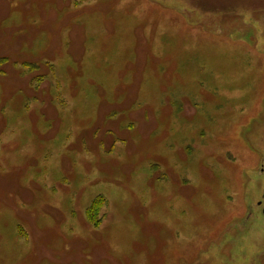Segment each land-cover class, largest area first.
Returning <instances> with one entry per match:
<instances>
[{
	"label": "rangeland",
	"instance_id": "rangeland-1",
	"mask_svg": "<svg viewBox=\"0 0 264 264\" xmlns=\"http://www.w3.org/2000/svg\"><path fill=\"white\" fill-rule=\"evenodd\" d=\"M0 57V264H264V0H0Z\"/></svg>",
	"mask_w": 264,
	"mask_h": 264
},
{
	"label": "flooded vegetation",
	"instance_id": "flooded-vegetation-1",
	"mask_svg": "<svg viewBox=\"0 0 264 264\" xmlns=\"http://www.w3.org/2000/svg\"><path fill=\"white\" fill-rule=\"evenodd\" d=\"M14 62V61H13ZM199 134H200V130H197L196 131V136H194V134H193V138H189V139H180L177 143L179 144L178 145V149L180 150V152H179V156L181 157V160H182V164L180 165V168L185 172V170H186V172L187 171H189V167H188V164H189V162H190V160H189V158H188V155L185 153V150H186V148L188 147V146H186V144L188 143V142H190V141H198L199 140ZM183 154V155H182ZM171 157H172V155H170ZM169 158V157H168ZM178 172L179 173H182L183 174V172H181L180 170H178ZM167 173H170V171H167ZM176 174V173H175ZM173 172H171V179H172V184L171 185H169V186H172L173 185V181H174V177H178L179 178V176H178V174L177 175H175ZM33 178H34V175H33ZM157 179H158V177H157ZM179 180H180V178H179ZM29 182H30V180H28L27 181V184H29ZM32 184H34V180L32 179V181L30 182V185H32ZM179 188L180 189H182V190H184V186H183V184H182V182H181V180H180V184H179ZM188 190H189V188H188ZM191 190H193V189H190L189 191L190 192H194V191H191ZM181 196V195H180ZM182 197V196H181ZM256 207L258 208L257 210H259V212H261L263 215H264V205H263V202L262 201H259V202H257V204H256ZM242 221H238V227L240 228V229H242V228H244V226H243V223H241ZM240 224V225H239Z\"/></svg>",
	"mask_w": 264,
	"mask_h": 264
},
{
	"label": "trees",
	"instance_id": "trees-1",
	"mask_svg": "<svg viewBox=\"0 0 264 264\" xmlns=\"http://www.w3.org/2000/svg\"><path fill=\"white\" fill-rule=\"evenodd\" d=\"M3 57H0V70H2V69H4L5 67L4 66H2L3 64L5 65V63H3V59H2ZM7 60V59H6ZM9 62V61H8ZM10 63V62H9ZM9 63L6 65V67H8V66H10V65H12V62L10 63V65H9ZM28 66H30V63H25V64H22L21 65V68H23L24 70H26V69H29V68H27ZM30 69H32V66H31V68ZM5 70H6V68H5ZM24 72V71H23ZM25 73V72H24ZM20 74H22V73H20ZM23 75V74H22ZM26 77V76H25ZM22 79H23V81H24V78L22 77Z\"/></svg>",
	"mask_w": 264,
	"mask_h": 264
}]
</instances>
